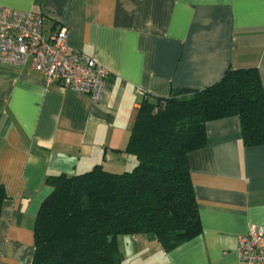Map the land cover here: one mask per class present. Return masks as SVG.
I'll use <instances>...</instances> for the list:
<instances>
[{
	"label": "crops",
	"instance_id": "0c3cea01",
	"mask_svg": "<svg viewBox=\"0 0 264 264\" xmlns=\"http://www.w3.org/2000/svg\"><path fill=\"white\" fill-rule=\"evenodd\" d=\"M62 26L67 44L107 71L102 95L47 85L29 65L0 63V264H31L48 175L101 165L121 173L142 94L202 89L255 68L264 91V0H0ZM187 155L201 232L165 251L153 235L117 238L121 264H238L236 237L264 226V145L244 146L237 116L207 121Z\"/></svg>",
	"mask_w": 264,
	"mask_h": 264
},
{
	"label": "trees",
	"instance_id": "16d2710c",
	"mask_svg": "<svg viewBox=\"0 0 264 264\" xmlns=\"http://www.w3.org/2000/svg\"><path fill=\"white\" fill-rule=\"evenodd\" d=\"M237 116L244 146L264 145V91L255 68L228 69L202 88L144 94L121 173L101 165L48 175L33 225L31 264H121L117 238L153 235L165 251L201 232L187 155L206 144L207 121ZM6 193L0 183V212Z\"/></svg>",
	"mask_w": 264,
	"mask_h": 264
},
{
	"label": "built area",
	"instance_id": "2783aa9c",
	"mask_svg": "<svg viewBox=\"0 0 264 264\" xmlns=\"http://www.w3.org/2000/svg\"><path fill=\"white\" fill-rule=\"evenodd\" d=\"M67 35L62 26L45 37L41 13L0 5V63L29 65L47 85L86 94L96 103L107 71L93 57L71 49ZM236 251L238 264H264V226L249 225L236 237Z\"/></svg>",
	"mask_w": 264,
	"mask_h": 264
},
{
	"label": "rangeland",
	"instance_id": "374dc122",
	"mask_svg": "<svg viewBox=\"0 0 264 264\" xmlns=\"http://www.w3.org/2000/svg\"><path fill=\"white\" fill-rule=\"evenodd\" d=\"M134 163H135V159L133 158ZM132 167H130V165L127 167V170H130Z\"/></svg>",
	"mask_w": 264,
	"mask_h": 264
}]
</instances>
